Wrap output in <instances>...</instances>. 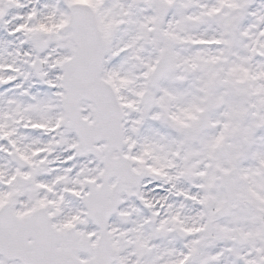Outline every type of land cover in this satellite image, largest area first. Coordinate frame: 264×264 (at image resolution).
I'll use <instances>...</instances> for the list:
<instances>
[{
	"label": "snow or ice",
	"instance_id": "obj_1",
	"mask_svg": "<svg viewBox=\"0 0 264 264\" xmlns=\"http://www.w3.org/2000/svg\"><path fill=\"white\" fill-rule=\"evenodd\" d=\"M0 264H264V0H0Z\"/></svg>",
	"mask_w": 264,
	"mask_h": 264
}]
</instances>
